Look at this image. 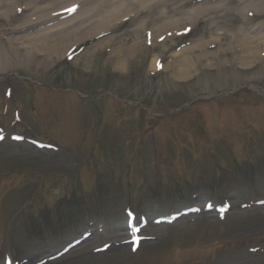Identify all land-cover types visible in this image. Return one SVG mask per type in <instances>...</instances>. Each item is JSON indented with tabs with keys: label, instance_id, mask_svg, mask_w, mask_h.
Wrapping results in <instances>:
<instances>
[{
	"label": "rangeland",
	"instance_id": "1",
	"mask_svg": "<svg viewBox=\"0 0 264 264\" xmlns=\"http://www.w3.org/2000/svg\"><path fill=\"white\" fill-rule=\"evenodd\" d=\"M48 1L19 0L5 6L8 0H0V125L5 131L0 171L16 169L20 178L19 188L0 192L1 264L10 246L16 250L15 264L30 256L27 264H35L50 252L59 256L43 264H264V181L255 184L253 178V172L264 177V170H258L264 169V130L256 134L257 128L264 129V0H136V6L118 0L111 7L91 0L82 2L77 13L65 6L73 0H55L51 6ZM98 2L103 6L92 10ZM113 10L118 11L116 19H107L104 12ZM51 33L63 44L67 40L61 52L76 47V55L46 49ZM240 38H248L249 48L256 50L248 52ZM184 49L189 50L190 67L182 73L177 53ZM5 87L16 100L7 108L2 101ZM70 89L87 95V102ZM101 89L168 114L155 122ZM193 95L199 98L191 103ZM15 104L31 132L50 134L63 145H71L82 132L77 145L85 147L68 155L65 149L39 150L25 142L17 146L9 138L18 129L12 126ZM176 106L178 111L169 114ZM95 112L102 117L98 129ZM94 130L100 141L90 150ZM150 132L156 134V147L150 145ZM33 133L26 137L36 140ZM207 133L214 135L212 146L198 142ZM140 137L145 145L134 159L131 153ZM175 146L188 147L197 163L190 156L185 161L189 170L182 169ZM256 146L259 166H244L246 171L236 173L229 169L231 151L246 160L245 151L252 153ZM78 155L87 168L91 162L88 169L97 172L98 181L92 183L87 168L73 172ZM216 165L227 173L221 188L216 183L223 177L216 176ZM180 178L185 180L180 183ZM27 179L35 182L27 184ZM163 179L167 190L161 188ZM72 180L79 187L74 184L72 198H63ZM80 187L89 191L80 193ZM154 189L162 194L149 198ZM168 189H173L171 195ZM36 193L19 221L11 223ZM129 200L138 215L145 211L152 220L138 233L151 238L140 241L136 250L122 243L131 239L124 219V211L132 207ZM204 201L213 208L221 203L230 208L221 215L203 211ZM192 206L202 212L181 213ZM171 214L179 217L172 223H153V216ZM33 215L37 220L30 221ZM91 219L106 223L105 230L63 251ZM116 225L122 227L119 233L110 231ZM224 242L234 247L225 252L220 245Z\"/></svg>",
	"mask_w": 264,
	"mask_h": 264
},
{
	"label": "bare ground",
	"instance_id": "2",
	"mask_svg": "<svg viewBox=\"0 0 264 264\" xmlns=\"http://www.w3.org/2000/svg\"><path fill=\"white\" fill-rule=\"evenodd\" d=\"M14 1V2H13ZM16 1H19V0H8V2H7V4L5 3V6H8V4H14ZM36 1V0H35ZM54 1L55 0H50V1H48V4H46V5H48V6H51V5H53L54 4ZM74 1V0H73ZM116 1L117 0H103L101 3L104 5V6H108V5H111V4H109V2H111V3H116ZM125 1H127V2H129L132 6H136V4H137V1L136 0H125ZM6 2V1H5ZM72 2V1H71ZM71 2H69V3H71ZM69 3H67V5L69 4ZM100 5V3H97L93 8H92V10L95 8V7H98ZM103 5H100V6H103ZM66 6V5H65ZM62 7H64V6H62ZM62 7H59V8H57V9H55V10H58V9H60V8H62ZM54 11V10H53ZM117 12L118 11H116V10H113V11H110L109 13H105L104 12V14H105V17H107V19L109 18V19H113L114 17H115V15H117ZM116 19V18H115ZM115 19H113V20H115ZM110 22H112V20L110 21ZM52 36H54V33H51L50 34V37L48 36L47 37V39L49 40L47 43L49 44V47H47L46 49H49V51H54V52H57L58 53V47L59 46H64V44H67V40H65V43L63 44L62 43V41L61 40H59V41H57V40H54V39H52L51 37ZM240 39H242L241 41H243L244 42V45H245V47L247 48V51L249 52H251V51H253V50H256V49H250L249 48V45L247 44V42L246 41H248V38H240ZM40 48H42V47H39V48H37V50H39ZM31 49H36L34 46L33 47H31ZM184 51V53L183 52H179V53H177V63H179L178 64V67L180 66V72H187L188 70H189V56H188V54H189V50L188 49H184L183 50ZM246 51V52H247ZM117 51H115V53H116ZM188 57H187V56ZM154 59L155 58H153V60L151 61V65H153L154 64ZM169 65V64H168ZM119 66H121V62L119 61V62H117V67H119Z\"/></svg>",
	"mask_w": 264,
	"mask_h": 264
},
{
	"label": "snow or ice",
	"instance_id": "3",
	"mask_svg": "<svg viewBox=\"0 0 264 264\" xmlns=\"http://www.w3.org/2000/svg\"><path fill=\"white\" fill-rule=\"evenodd\" d=\"M72 11H74L75 9L73 8V9H71Z\"/></svg>",
	"mask_w": 264,
	"mask_h": 264
}]
</instances>
